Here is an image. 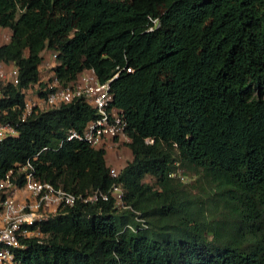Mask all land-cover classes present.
<instances>
[{"label":"trees","instance_id":"1","mask_svg":"<svg viewBox=\"0 0 264 264\" xmlns=\"http://www.w3.org/2000/svg\"><path fill=\"white\" fill-rule=\"evenodd\" d=\"M0 28L11 32L0 62L20 72L0 121L17 119L32 85L45 87L46 55L63 84L121 69L113 105L133 155L113 178L105 150L67 141L96 117L82 99L35 112L2 141L0 179L30 159L40 180L67 190L126 191L127 208L78 203L44 223L43 238L17 250L21 264H264V0H0ZM176 165L230 193L232 232L209 239L192 219Z\"/></svg>","mask_w":264,"mask_h":264},{"label":"built area","instance_id":"2","mask_svg":"<svg viewBox=\"0 0 264 264\" xmlns=\"http://www.w3.org/2000/svg\"><path fill=\"white\" fill-rule=\"evenodd\" d=\"M10 39V37H7ZM56 54L45 60L42 67L51 71ZM42 68V69H43ZM106 82H101L94 69L81 73L75 82L63 84L52 75L41 76L46 85L41 89L40 82L27 90L24 105L15 121H0V143L7 138L19 135V126L38 111H49L75 100H85L93 106L96 117L84 130L70 129L67 141L78 140L97 149L119 152L127 149L131 138L127 131V121L120 108L113 105L111 83L120 72ZM132 72V68H127ZM19 68L0 62V100L7 96L8 85L19 83ZM41 90V94L39 93ZM14 107L13 110H17ZM147 139V143H153ZM44 148L42 151H45ZM39 155V154H38ZM124 166H110L111 176L119 178ZM175 175V174H174ZM125 188L115 182L108 190H91L76 193L37 177L36 169L29 159L23 165L10 169L0 179V264H21L17 250L25 247L29 239L41 240L44 236L42 225L78 203L97 204L113 200L118 208H127Z\"/></svg>","mask_w":264,"mask_h":264},{"label":"rangeland","instance_id":"3","mask_svg":"<svg viewBox=\"0 0 264 264\" xmlns=\"http://www.w3.org/2000/svg\"><path fill=\"white\" fill-rule=\"evenodd\" d=\"M11 32L6 28H0V44L10 41ZM46 60L51 56L46 55ZM45 68L42 69V72ZM45 71V70H44ZM44 75L47 74L43 72ZM42 74V76H44ZM119 153V152H118ZM117 152H109L108 160L120 161L121 166L129 162L127 155L122 157ZM146 182L155 184L152 177H146ZM174 180L176 188L188 200L189 211L196 223H202L208 230V238L213 239L214 231L223 227V232H232L238 225L239 217L232 206V198L228 191L222 188L211 177L207 176L201 168L176 165Z\"/></svg>","mask_w":264,"mask_h":264},{"label":"crops","instance_id":"4","mask_svg":"<svg viewBox=\"0 0 264 264\" xmlns=\"http://www.w3.org/2000/svg\"><path fill=\"white\" fill-rule=\"evenodd\" d=\"M45 70V71H44ZM43 70V72H45V73H47V74H45L44 75V73L42 72V74L44 75V76H50V75H52V72L49 70V69H47V68H45ZM122 153H124V155L126 156L127 155V157L129 158V161H131L132 160V158H133V155H132V152L131 151H129V150H127V149H124L123 151H122ZM106 161H107V165L108 166H121V162L120 161H115V160H108L107 159V157H106ZM125 166V165H124ZM123 167V166H122Z\"/></svg>","mask_w":264,"mask_h":264}]
</instances>
